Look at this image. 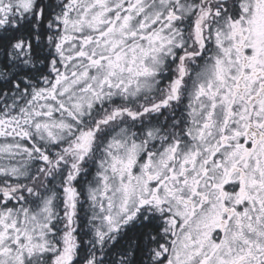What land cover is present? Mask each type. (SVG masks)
Returning a JSON list of instances; mask_svg holds the SVG:
<instances>
[{
    "label": "snow or ice",
    "instance_id": "obj_1",
    "mask_svg": "<svg viewBox=\"0 0 264 264\" xmlns=\"http://www.w3.org/2000/svg\"><path fill=\"white\" fill-rule=\"evenodd\" d=\"M0 264H264V0H0Z\"/></svg>",
    "mask_w": 264,
    "mask_h": 264
}]
</instances>
